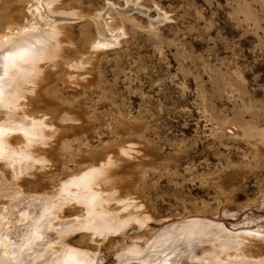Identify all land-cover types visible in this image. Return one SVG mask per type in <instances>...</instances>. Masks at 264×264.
Masks as SVG:
<instances>
[{
    "label": "rangeland",
    "instance_id": "374dc122",
    "mask_svg": "<svg viewBox=\"0 0 264 264\" xmlns=\"http://www.w3.org/2000/svg\"><path fill=\"white\" fill-rule=\"evenodd\" d=\"M30 1L0 0V20L28 26ZM52 4L59 17H77L58 23L57 54L39 63L35 85L11 110L16 118L43 119L47 132L32 144L46 161L32 162L19 177L0 159V183L13 182L18 191L0 195L10 240L20 242L39 218L42 205L33 196H49L70 174L110 158L96 187L114 192L109 212L132 215L123 218L121 231L96 235L72 227L83 212L78 201L63 204L53 228L41 226L37 247L51 245L48 257L66 242L87 249L94 264H156L158 257H168L167 264H205L216 239L153 247L163 231L202 217L218 224L213 232L245 237L249 257L264 258V0ZM99 15L112 30L103 38L120 32L116 43H93L99 26L107 28L94 21ZM0 110L2 120L6 110ZM127 203L134 207L122 210Z\"/></svg>",
    "mask_w": 264,
    "mask_h": 264
},
{
    "label": "bare ground",
    "instance_id": "6f19581e",
    "mask_svg": "<svg viewBox=\"0 0 264 264\" xmlns=\"http://www.w3.org/2000/svg\"><path fill=\"white\" fill-rule=\"evenodd\" d=\"M52 1L53 0H31L29 4L27 3V21L30 23L28 26L26 24L19 25V23L18 25L16 24L17 26H12L11 22L0 20V108L6 110L3 114L4 117L2 115L3 119L0 120V159L4 165H9L11 167L10 170L12 171L13 178L19 177L18 175H20L22 171L34 166L32 162L46 161V158L34 154L32 150V144H34L35 141L42 142V138L45 136V132H47L44 130L45 121L43 119H36L34 116L27 120L23 119V117L16 118L15 112L11 110L16 109V107L21 104L20 100L24 97L25 91L30 90L32 84L35 85V78L41 71H39V63L45 59H52L57 54L58 45L61 44L57 38V34L60 33L59 27L62 24L59 22L64 19H74L77 17H74L71 13L67 15L69 17H59L57 14L52 13L54 11L53 7H51L54 5ZM85 19L88 20L87 18ZM94 21L98 24L100 21L103 22L107 28L106 31H102L99 26L98 34L100 37H97V39L95 38L96 40H94L93 43L100 46H107L109 43L117 42L120 32L112 34L111 36H113V39L103 38L104 32L112 30L108 29V24L105 23L102 15H99L98 18H94ZM63 25L64 24H62V26ZM29 84L31 86H29ZM16 131H19L21 134L17 138L11 137V133ZM15 142L20 143V145H14ZM109 164L111 165L110 158L102 161L99 165H94L93 163L89 164L75 173L70 174L67 179L62 180L58 188L51 195L33 196L32 200L39 199L42 210L40 211L39 218L31 223L32 228H28L30 232L23 235L18 243L10 240L9 236L12 231L11 226L2 221V218L3 220L4 218L8 219V215L7 212H1L0 264H22L25 262L30 252L34 253V259L32 262L30 261L29 264H35L39 258L49 259L50 264H94L95 258L93 257L95 256L91 257L87 249L84 250L76 246L74 247L71 244H67L65 241L63 247L59 250V254H55L56 256L53 258L47 256L48 252L53 251L51 245L42 250L38 248L37 245L38 241L43 237L42 231H45L41 230V226L46 224L45 229L53 228L52 219L58 216V211L61 210L60 208L63 204L72 202V200L78 201L82 205L80 209L83 211L77 217H81V219H78L79 221L77 220L76 222L77 218H75L74 222L76 223H72V227H75V225L82 226L83 228L92 230V233L96 235L102 232L104 234V232H108V230L117 231L120 229L121 231V228L125 226L121 221L124 220L123 218L129 219L132 215V211L129 212V214H131L129 217H122V214L109 212L106 207V202L114 198V192H105V194L103 188L100 189L96 187L101 184V182L105 181V174L107 173L106 167L107 165L109 166ZM12 183H0L1 196L5 195L4 197H6L9 193L12 194L13 197L17 195L18 191L12 188ZM20 189L19 187L18 190ZM54 196L55 198L53 199L52 197ZM130 205L134 207L133 204L127 203L123 205L121 209H127ZM23 215L26 217L28 211H25ZM217 225L218 224L214 221L205 220L202 219V217L191 218L186 222L178 225L176 224L171 229L163 231L162 234L156 238V243L153 241L154 244H152L155 249L159 246L169 248L170 245L172 246V244L178 240L192 245V241L202 242L204 239H214L215 241L216 239L217 243L213 244V250L207 255L205 254L203 257L204 259L202 258L205 264H264V258L254 259L245 253V244L243 243L245 237L239 234L222 235L225 233H223V229H218V231L216 230L217 232H213L211 228L217 227ZM66 226L69 225L67 224ZM67 229H69V227ZM64 234L66 233H63V235ZM60 238H63V236ZM60 244L61 243H58V245ZM150 247L151 246H149V248ZM132 254L139 256L140 251L134 250ZM156 259H158L156 264H167L169 262L168 257H158Z\"/></svg>",
    "mask_w": 264,
    "mask_h": 264
}]
</instances>
